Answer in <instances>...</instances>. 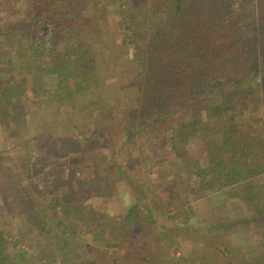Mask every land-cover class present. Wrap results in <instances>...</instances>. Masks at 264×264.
<instances>
[{"label":"trees","instance_id":"16d2710c","mask_svg":"<svg viewBox=\"0 0 264 264\" xmlns=\"http://www.w3.org/2000/svg\"><path fill=\"white\" fill-rule=\"evenodd\" d=\"M2 12L0 64L29 76L18 83L13 76L0 77L6 116L11 109L17 122L30 120L21 98L29 85L40 105L46 96L59 115L65 109L70 121H85L115 157L129 136L144 138L153 155L175 153L168 178L171 201L177 204L187 195L193 203L205 202L211 186L231 190L214 202L219 219L213 225L259 232L264 252V192L247 187L250 179L264 175V0H11ZM109 27L120 37L121 44L114 46L119 54L108 48ZM18 53L26 59L18 62ZM115 55L121 59L115 67L127 79L112 97L102 89L105 66ZM89 95L114 99L116 106H103ZM194 147L200 149L191 152ZM82 148L80 141L76 152ZM183 169L194 174L193 181L180 176ZM75 175L48 172L44 187L36 188L25 211L33 214L32 228L40 239L32 255L6 245L5 234L15 220L0 217V264H117L96 240L106 220L116 224L119 190L101 177L85 185ZM6 178L10 183V175ZM9 193L5 184L0 187L6 212L12 208ZM15 193L18 204L28 202L19 185L10 195ZM151 199L153 209L161 210ZM228 201L234 213L248 205L253 215L219 212ZM73 227L93 228L80 250ZM143 243L136 254L145 264H158L156 250L146 238ZM218 247L221 264H264L253 251L232 257L229 247Z\"/></svg>","mask_w":264,"mask_h":264},{"label":"rangeland","instance_id":"374dc122","mask_svg":"<svg viewBox=\"0 0 264 264\" xmlns=\"http://www.w3.org/2000/svg\"><path fill=\"white\" fill-rule=\"evenodd\" d=\"M10 1L0 0L1 16ZM116 42L121 44L120 37L109 27L107 45L110 51H117L114 48ZM16 59L18 62L23 61L26 55L18 53ZM120 63L121 59L115 55L106 64L103 95L113 97L126 81L127 73L115 67ZM6 67L0 64V77L3 79L13 76L15 83L22 77L29 79V76L22 75L17 69L11 68L7 71ZM46 85L48 87L49 83L46 82ZM26 90V94L21 98L25 100L30 120L17 122L14 111L9 109L6 116L0 107V187L4 184L7 186L10 192L8 201L12 207L10 212H6L2 202L4 198L0 196V217L11 223L15 220L9 232L7 227L4 228L7 232L6 245L9 248H15L18 253L26 251L27 255L34 253L35 245L40 239L35 237L37 232L32 228L33 214L25 211H28L32 203L36 188L44 187L47 173L52 172L58 177L61 174L65 177L76 174L75 178H82L85 185L93 177H101L100 181L106 180L109 188L119 190L116 224L106 220L108 226H99L101 234L96 240L100 251L104 255L112 256L117 264H145L141 256L136 254L142 251L145 238L149 247L151 245L158 253V264H219L221 253L211 247V242L214 246H219L218 248L229 247L232 257L241 252L250 255L249 252L253 251L264 261V252L258 246L259 232L251 230L245 233L237 229L230 231L223 229L221 225H213L216 219H219L215 203L230 196L231 190L228 191L225 187L215 189L211 186L205 189V202L198 203L197 200L193 203L189 196L184 195L176 204L171 201L173 187L168 184L172 170L170 167L176 165L175 153L164 152L161 157L153 155L149 152V145L144 138L129 136L120 155L115 157L110 144L98 136L91 135L85 121H70L64 114L65 109L61 110L59 115L57 108L53 106L54 102L49 101L48 97L45 96L43 105H40L39 100L33 97L29 85ZM87 99L99 101L103 106H116L114 99L101 101L93 95L87 96ZM32 113L36 114L34 119ZM39 122L44 123L42 127L38 125ZM124 122L131 121L124 116ZM80 141L84 143V148L81 149L83 152L78 153L76 150L80 148ZM199 149L200 147H194L190 148V151L196 152ZM160 159H163L161 164L157 162ZM6 173L10 175V183ZM180 176L191 181L195 178L194 174L185 169L181 171ZM15 184L28 193L27 203L18 204V193L10 195L14 192ZM254 185L264 192V175L256 180L250 179L247 187L252 188ZM152 196L162 205L161 210L153 209ZM104 198L107 202L112 199L108 195ZM229 202H225V207H220L219 212L221 210L224 214L241 218L244 215H253V210L249 211L248 205H242L243 207L234 213ZM191 204L193 206H190ZM19 206L21 212L18 211ZM90 231H93V228H72L75 249L80 250L87 237L92 236ZM212 253L214 257L211 256ZM76 261L80 263L79 260ZM46 262L39 260L37 264H59L57 261Z\"/></svg>","mask_w":264,"mask_h":264},{"label":"crops","instance_id":"0c3cea01","mask_svg":"<svg viewBox=\"0 0 264 264\" xmlns=\"http://www.w3.org/2000/svg\"><path fill=\"white\" fill-rule=\"evenodd\" d=\"M215 226V225H214ZM211 247H214L215 249H216V246H214V243L213 242H211ZM211 256H213L214 257V255H213V253L211 254ZM203 257V256H202ZM212 257V258H213ZM203 259H204V257H203ZM201 261H202V259H200ZM219 264H221V262L219 263Z\"/></svg>","mask_w":264,"mask_h":264}]
</instances>
